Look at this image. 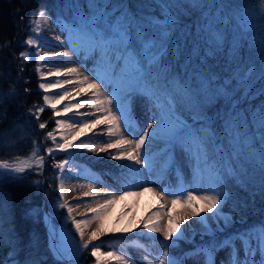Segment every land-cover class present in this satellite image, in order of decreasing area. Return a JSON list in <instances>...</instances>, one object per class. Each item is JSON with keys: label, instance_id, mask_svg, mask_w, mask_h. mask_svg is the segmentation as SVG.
<instances>
[{"label": "snow or ice", "instance_id": "1", "mask_svg": "<svg viewBox=\"0 0 264 264\" xmlns=\"http://www.w3.org/2000/svg\"><path fill=\"white\" fill-rule=\"evenodd\" d=\"M54 7V15L45 5L36 19H29L35 35L24 43L36 51L19 54L23 61L36 60L44 106L32 114L39 119L46 108L51 109L54 129L46 133L50 146L41 149L33 141L36 150L30 159L0 161V182L28 179L26 171L40 177L45 156L52 158L58 195L51 211L65 210L62 218L79 237L71 248H56L60 260L77 264V257L90 252L95 264H138L130 253L104 251L109 242L102 238L141 229L163 248L158 264H184L188 259L194 264H217L222 251L226 258L220 264H264V0H259V6L256 0L240 4L232 0H63ZM41 21L64 25L67 51L55 33L59 50L38 41ZM69 52L80 61L79 67ZM54 89L60 91L49 95ZM7 95L18 93L13 90ZM4 99L0 88V100ZM137 102L151 120L143 130L135 117ZM5 115L0 111V117ZM38 127L43 130L47 124ZM93 137L105 139L93 142ZM155 147L162 149L159 172L154 171ZM78 150L103 153L102 159L120 162L117 181L123 187L97 191L90 183L89 190L77 197L80 203H69L66 166L68 156L75 158ZM57 152L67 155L57 160L53 156ZM186 167L190 182L184 181ZM169 176H174L171 182ZM130 177L135 183L129 182ZM40 183L37 178L30 187L39 189ZM101 186L110 187L102 182ZM147 192L160 199L172 197L171 208L161 203L139 221L133 217L123 226L122 220L117 226L108 225L115 204ZM10 203L0 192V249H8L0 264H43L32 255L20 259L19 237L14 229L5 228ZM178 205L185 211L175 215ZM38 208L29 211L39 215ZM80 208L83 218L77 219L74 212ZM257 212L259 221L230 231ZM191 220L195 224L182 229ZM197 227L201 244L181 253L182 258L170 255L169 250L187 242L189 230ZM135 243L132 238L130 247ZM135 250L138 255L146 252L139 259L152 264L145 246Z\"/></svg>", "mask_w": 264, "mask_h": 264}, {"label": "trees", "instance_id": "2", "mask_svg": "<svg viewBox=\"0 0 264 264\" xmlns=\"http://www.w3.org/2000/svg\"><path fill=\"white\" fill-rule=\"evenodd\" d=\"M232 2L249 3V0ZM256 3L259 6V0ZM58 4H63V0H0V77H3L0 88L5 93V99L0 100V111L6 114L0 117V160H14L31 155L36 149L33 141L37 145L42 144L47 138L46 133L51 131L52 116L48 114V110L40 114L39 119L32 114L38 107L43 106V92L38 88L41 81L35 71L37 64L32 60H21L19 54L27 51L24 41L32 28L29 19H36L38 10L45 5L48 7V14L54 15L57 11L54 5ZM20 16L25 19L22 21ZM70 16V12L66 14V18ZM20 68L24 69L22 73H19ZM24 89L31 91L25 92ZM13 90L18 95L8 98L7 94ZM40 123H46L47 127L39 129ZM51 162L52 158L48 157L40 177L27 173L28 179L23 181L12 182L5 179L0 182V192L5 193L11 202L10 208L4 214L5 228L14 229L18 235V251L22 261L25 256L32 255L42 259L43 264H68L54 254L48 234V219L57 226L65 221L62 218L65 215L64 210L57 213L51 211L53 201L58 195L54 191L55 169ZM37 178L41 181L39 189L30 187ZM37 206L39 215L29 211ZM260 219L258 212L252 214L243 226L248 227ZM7 252V248L0 249V259Z\"/></svg>", "mask_w": 264, "mask_h": 264}, {"label": "bare ground", "instance_id": "3", "mask_svg": "<svg viewBox=\"0 0 264 264\" xmlns=\"http://www.w3.org/2000/svg\"><path fill=\"white\" fill-rule=\"evenodd\" d=\"M61 26H53L50 22L47 21H41V30L40 35L38 37V41L45 44L49 47H54L57 50L59 48L57 47V42L53 40V33H55L56 36L61 37V44L60 47H64V50L67 51V46L63 44L64 39V33L61 32ZM69 56L71 57V61L76 66H80V61L69 52ZM56 60H62L63 58L57 57ZM89 66H91V61L87 62ZM45 71H48V69H44ZM81 71H84L81 69ZM54 79V78H49ZM59 89H54L51 94L55 95L57 92H59ZM59 107H62L60 105ZM83 111V110H82ZM72 114L69 113V117ZM135 117L137 118L141 130H143V126H145L147 123H150L151 120L148 115L145 114V109L140 105L139 102H137L135 106ZM131 138V137H129ZM93 142H100L104 137H93ZM147 143V142H146ZM159 144V142H158ZM154 157L156 160V167L154 171L159 172L160 170V164L162 162V149L160 147H155L153 149ZM67 155V154H65ZM105 157V154L103 153H91L87 152L85 150H78L76 152L75 158L72 156H68V158L72 159V162L75 166L81 167L82 172L80 175H75L70 171L69 168L66 167L65 172V185L67 191L66 199L71 204L80 203L81 201L77 200V197L82 196V194L89 189L87 188V185L90 183L95 184V190L97 191H113L117 187H123V184L118 183L117 177L121 176V170L118 167V163L115 160H110ZM126 163V162H124ZM174 179V176H169L168 180L171 182ZM184 181L190 182L191 181V174L190 170L186 167L184 169ZM101 182L104 185H108L110 187H102ZM129 182L135 183V181L131 180V177L129 178ZM159 182V181H157ZM81 185H84V187H80ZM154 186V185H149ZM73 188L75 189L73 191ZM131 190L136 191L137 188L133 187ZM122 194V192H117V195ZM172 197L165 195L163 199H160L157 196H154L152 193L147 192L144 193V195L138 197V198H130L128 200H121L117 204L114 205V207L111 209L110 214L107 217V223L109 226H117V222L122 220V224L120 226H123L124 224H127L129 220L135 219L137 221L146 218L149 214L156 211L157 208L161 203L167 204L169 209L171 208V201ZM84 211L83 208L77 209L76 212H74V215L77 219H82L81 213ZM185 211V209L182 206H177L175 209V215H180L182 212ZM188 224H195V220L189 221L187 224L182 225L183 228H187ZM95 225H93V228ZM193 230L190 229L189 232H192ZM197 231H200V229L197 227ZM139 234V235H137ZM156 237H159V240H163V235L161 233L154 234ZM75 239L70 240L67 239L65 236L60 235L58 244L59 246L63 245L65 247H73L75 242L79 239V237L74 234ZM132 238H135V245H132L130 247L129 241L132 240ZM103 241H108L107 248H110L112 250H116L119 253H130L134 259L138 261V264H145L144 261H141L139 259V255H144L146 252L141 251L139 255L137 254V251L135 250L139 246L143 245L145 246L147 252H150L151 255L149 256V259L152 261V264H158V257L161 255L163 248L158 242H154L150 240L147 235L141 230L136 229L134 233H129L126 236L121 233H109L105 237L102 238ZM99 243V242H97ZM107 248H103L104 251H106ZM177 249H173V251H176ZM175 253V252H174ZM173 253V255H175ZM172 255V253H171ZM226 258L225 252H220L217 257V264H220V261L224 260ZM95 259V258H94Z\"/></svg>", "mask_w": 264, "mask_h": 264}, {"label": "rangeland", "instance_id": "4", "mask_svg": "<svg viewBox=\"0 0 264 264\" xmlns=\"http://www.w3.org/2000/svg\"><path fill=\"white\" fill-rule=\"evenodd\" d=\"M51 24L53 26L57 25L55 23H51ZM34 27H35V25L32 24V28H34ZM30 35L34 36L35 34L30 32ZM27 51L31 55V53L36 51V48H35V46H27ZM31 60L36 62L35 59H31ZM49 95H52V94L49 93ZM46 110H48V114L52 116L51 109L46 108ZM50 122H51V126H50L51 127V131H53V129H54V118H53V116H52ZM49 144H50V141L46 138V139L43 140L42 144H39L37 146L42 149L44 146L45 147L50 146ZM40 154H43V153L41 152ZM53 156H55V158L62 159L66 155H65V153H58L57 152V153H54ZM30 157H31V155H29L27 157H23V158H18V159L26 160V159H30ZM18 159L7 160V161L8 162H16ZM47 159H48V156H45V165L47 164ZM68 159L70 160V164L68 166H66V167L69 168L70 171L72 173H74L75 175H80L81 172H82V170H81L82 168L80 166L79 167L75 166L73 164V162H72V159H70V158H68ZM0 161H4V160H0ZM27 173L28 172L26 171L25 175ZM64 213L66 215L65 210L63 211V214ZM244 223L245 222H241V223L236 224L232 229H230V231H239V230H242L243 228H246V227L243 226ZM47 228H48V234H49V237H50V245L52 247V250H53L54 254L57 256V258H59V256L56 253V248L59 246L58 240H59L60 235L65 236L67 239L74 240L75 239V237H74L75 231L72 228V226L69 223H67L66 221H64L61 226H57L55 223H53L51 221V219H48V221H47ZM198 232L199 231H197V229L193 230L192 232H188V234H187V236H188L187 242L181 241L179 247L175 248V249H177L176 251H173V249H170L169 250L170 255H171V253L173 255V253L175 252L174 253L175 256L180 257L181 253L187 252L194 245L201 244V242H202L201 241V236L197 234ZM107 247H108L107 244H105L103 248H107ZM106 251H112V249L107 248ZM114 251H116V250H114ZM116 252L119 253L118 251H116ZM241 255H242V253H241ZM180 258H182V257H180ZM65 262H67L68 264H72V261L70 259L69 260H65ZM77 264H95V259L90 255V252H86V253L83 254L82 257H77ZM184 264H194V262L191 259H188V260L184 261Z\"/></svg>", "mask_w": 264, "mask_h": 264}]
</instances>
